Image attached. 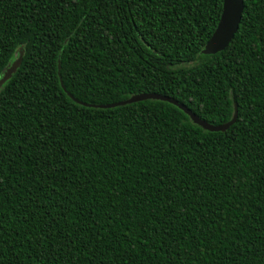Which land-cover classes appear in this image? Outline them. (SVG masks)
I'll use <instances>...</instances> for the list:
<instances>
[{
	"label": "trees",
	"instance_id": "obj_1",
	"mask_svg": "<svg viewBox=\"0 0 264 264\" xmlns=\"http://www.w3.org/2000/svg\"><path fill=\"white\" fill-rule=\"evenodd\" d=\"M221 8L0 0V264H264V0L202 54ZM138 93L237 117L74 100Z\"/></svg>",
	"mask_w": 264,
	"mask_h": 264
},
{
	"label": "water",
	"instance_id": "obj_2",
	"mask_svg": "<svg viewBox=\"0 0 264 264\" xmlns=\"http://www.w3.org/2000/svg\"><path fill=\"white\" fill-rule=\"evenodd\" d=\"M242 11H243V0H222V8H221V14H220L219 21L213 33L209 37L208 41L205 43V45L201 49L200 52L202 54H207V55L214 54L216 52L223 50L229 44L230 40L232 39V37L234 36L235 32L238 29L239 22L241 20ZM22 55H23V49L20 47L18 49V56L4 70L2 76L0 77V87L7 79H9L15 73L16 69L19 67L21 63ZM69 96L73 98L71 95ZM145 99H158V100L167 101L169 103H172L173 105L181 109L184 113H186L193 123L199 125L203 129L208 130V131H224L235 122L236 117H237V109H236V106L234 105V111H233L232 117L227 122L219 124V125H213V124L207 123L204 120L200 119L193 112H191L188 108L178 103L176 100L171 99L164 95L156 94V93H138V94L131 95L127 99L113 102V103H106V104H90V103L78 101L76 99L74 100L82 105L89 106V107L111 108V107H115L118 105H123V104L145 100Z\"/></svg>",
	"mask_w": 264,
	"mask_h": 264
}]
</instances>
